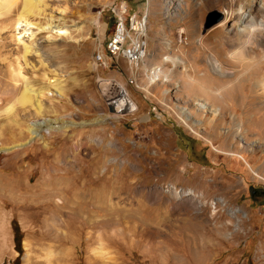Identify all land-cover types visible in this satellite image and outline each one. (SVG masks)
I'll use <instances>...</instances> for the list:
<instances>
[{"label": "rangeland", "instance_id": "obj_1", "mask_svg": "<svg viewBox=\"0 0 264 264\" xmlns=\"http://www.w3.org/2000/svg\"><path fill=\"white\" fill-rule=\"evenodd\" d=\"M120 1L148 15L133 85L127 62L105 52L115 25L107 8ZM47 2L51 14L63 10L64 34L0 22V264L18 255L17 264H264V36L257 59L226 55L237 21L264 15V0ZM212 11L224 18L205 28ZM13 33L34 47L27 64L19 60L33 88L45 90L40 113L12 105L23 89L9 78L23 51ZM169 54L173 63L163 60ZM214 57L233 72L213 69ZM157 65L164 73L151 82L145 70ZM113 82L133 112H116ZM249 95L256 110L247 114ZM233 115L243 122L236 136ZM44 121L41 137L28 131ZM52 124L68 126L44 130ZM188 188L198 196L183 195Z\"/></svg>", "mask_w": 264, "mask_h": 264}, {"label": "bare ground", "instance_id": "obj_2", "mask_svg": "<svg viewBox=\"0 0 264 264\" xmlns=\"http://www.w3.org/2000/svg\"><path fill=\"white\" fill-rule=\"evenodd\" d=\"M48 10H49V7H48L47 0H0V22H2L5 27L10 28L12 31L19 30L21 27H23V30L25 31L27 29V26L32 27L33 25H36V26L39 25L41 26V28H45V29L55 28L56 30L54 32H56L57 34H64L66 30L63 28L64 26H62L63 23H61L62 22L61 20L64 19V16L62 15L63 10H57V14H59L60 16H57V15L55 16L54 14H51V12ZM258 10L261 14H264L263 8L259 7ZM225 13L228 15L227 11ZM227 15L225 16V19L220 23L221 25H224L226 23ZM248 15L249 14H247V16ZM55 18L57 19L54 20ZM17 33H20V31ZM11 36H13L15 40L23 42L22 55L16 58V62L14 65L10 64L9 66V78L11 82H13L14 84L13 86L16 87L19 81L21 82L23 81V89L14 98L12 105H14L15 103L19 104L20 106L29 105V106L35 107V110L39 111L40 113L42 100L45 95V90L42 89V87L40 89L33 88V85H31V83L29 82L25 74L23 73L22 63H21V60H19V58H22L24 64H27L26 56L27 54L32 52L34 47L31 42H26L24 40H21L20 36L16 37L14 33ZM209 63L213 69L219 72H224V73L233 72V71H222L221 62L216 57L211 58ZM163 73L164 72L161 70L153 71V75L151 78L153 79V81H155V79L157 80L158 77L162 75ZM49 82L52 84L53 87L56 88L57 91H59V93H61L63 88L61 87L62 84L60 83L59 80H53ZM112 85H114L115 87H118L116 94L113 97H110V99L112 98L111 102L115 105L116 112L120 114L133 112L136 109V107L134 105V102L129 97V94L127 93V91L115 82H113ZM260 85L264 86V76L261 78ZM257 86H259L258 83H257ZM241 100H242L241 108H244L247 114H250L252 110H256L255 109L256 107H254L255 105L253 104L252 95L244 96L243 99ZM257 104H259V106L260 105L264 106V101L260 100V102ZM199 105L206 106V102H201L199 103ZM251 115H254V114H251ZM232 118L235 121L234 122L235 126L233 128V132H230V136H236L237 134H240L242 130L241 127L243 125V122L237 121L236 118L234 119V115ZM181 120L185 125L189 126L192 129V126L194 125L192 122H190L189 120H186L185 118H182ZM217 120L218 119H216V121ZM43 124H46L45 121L39 122L37 124H35L34 122L33 123L31 122L28 125V131L32 135H38V137H41L42 135L40 134V130L41 128H43L42 127ZM68 124L47 125L46 129L44 128V130H49L53 128L60 129L64 126H68ZM263 126H264V118L262 121V125L260 126V129L263 130ZM230 154H234V152H230ZM177 192H180V191H177ZM182 194L186 196L187 195L192 196V197L198 196L197 194L194 193V191L191 188H188L187 190H182ZM99 196H101V194H99ZM217 200L222 201L221 198L220 199L218 198ZM239 210H240L239 208H236L234 211H239Z\"/></svg>", "mask_w": 264, "mask_h": 264}, {"label": "built area", "instance_id": "obj_3", "mask_svg": "<svg viewBox=\"0 0 264 264\" xmlns=\"http://www.w3.org/2000/svg\"><path fill=\"white\" fill-rule=\"evenodd\" d=\"M107 9L111 13L115 25L113 33L106 41L105 52L110 58H122L127 62L130 72L127 81L133 85L136 82V75L140 66L147 56L146 32L148 15L145 11L128 12L125 1L110 4ZM183 40H185V37H183ZM96 60L104 64L103 54L98 53ZM163 60L167 63H173L175 59L169 54L164 56ZM158 70L162 71L161 65L151 68L150 72L145 70L147 72L145 75L152 82L153 71Z\"/></svg>", "mask_w": 264, "mask_h": 264}, {"label": "clouds", "instance_id": "obj_4", "mask_svg": "<svg viewBox=\"0 0 264 264\" xmlns=\"http://www.w3.org/2000/svg\"><path fill=\"white\" fill-rule=\"evenodd\" d=\"M231 35L235 43L226 53L230 60L236 53H239L245 61L257 59L253 50L257 46V38L264 36V15L251 14L247 18H241Z\"/></svg>", "mask_w": 264, "mask_h": 264}, {"label": "trees", "instance_id": "obj_5", "mask_svg": "<svg viewBox=\"0 0 264 264\" xmlns=\"http://www.w3.org/2000/svg\"><path fill=\"white\" fill-rule=\"evenodd\" d=\"M11 225H12V232H13V240L15 244V249L19 252V254L22 252V246H21V241H22V232H20V227L18 225V222L15 218L11 220ZM19 261V255L15 259V263L17 264Z\"/></svg>", "mask_w": 264, "mask_h": 264}, {"label": "water", "instance_id": "obj_6", "mask_svg": "<svg viewBox=\"0 0 264 264\" xmlns=\"http://www.w3.org/2000/svg\"><path fill=\"white\" fill-rule=\"evenodd\" d=\"M223 17V13L220 11H212L209 12L205 18L204 27L208 28L212 26L213 24L219 22ZM5 150V149H3Z\"/></svg>", "mask_w": 264, "mask_h": 264}, {"label": "crops", "instance_id": "obj_7", "mask_svg": "<svg viewBox=\"0 0 264 264\" xmlns=\"http://www.w3.org/2000/svg\"><path fill=\"white\" fill-rule=\"evenodd\" d=\"M110 197H106V198H103V199H101V200H97V202H106L107 201V199H109Z\"/></svg>", "mask_w": 264, "mask_h": 264}, {"label": "flooded vegetation", "instance_id": "obj_8", "mask_svg": "<svg viewBox=\"0 0 264 264\" xmlns=\"http://www.w3.org/2000/svg\"><path fill=\"white\" fill-rule=\"evenodd\" d=\"M263 192V191H262ZM253 193H255V191H253Z\"/></svg>", "mask_w": 264, "mask_h": 264}]
</instances>
